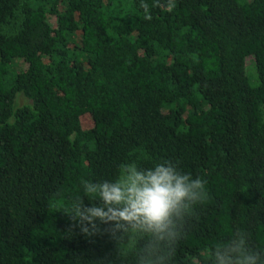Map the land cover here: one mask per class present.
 <instances>
[{"label":"trees","instance_id":"obj_1","mask_svg":"<svg viewBox=\"0 0 264 264\" xmlns=\"http://www.w3.org/2000/svg\"><path fill=\"white\" fill-rule=\"evenodd\" d=\"M165 161L206 192L167 264L238 230L264 253V0H0V264H137L68 213L99 204L82 181Z\"/></svg>","mask_w":264,"mask_h":264},{"label":"clouds","instance_id":"obj_2","mask_svg":"<svg viewBox=\"0 0 264 264\" xmlns=\"http://www.w3.org/2000/svg\"><path fill=\"white\" fill-rule=\"evenodd\" d=\"M173 6L170 2L169 10ZM141 7L147 11V5ZM81 183L86 194L99 196L92 200L99 204L86 206L78 198L68 213L72 227L94 236L99 225H107L105 231L117 241V247H127L137 257V264H167L185 215L206 196L204 182L179 171L171 161L151 168L124 163L113 181ZM211 255L213 264H264V253L248 246L242 230L216 245Z\"/></svg>","mask_w":264,"mask_h":264},{"label":"rangeland","instance_id":"obj_3","mask_svg":"<svg viewBox=\"0 0 264 264\" xmlns=\"http://www.w3.org/2000/svg\"><path fill=\"white\" fill-rule=\"evenodd\" d=\"M53 22V20H52ZM18 66H22V63H17ZM245 67L247 74L249 75V80L252 84L256 82V72L254 67V59L253 57H248L245 62ZM30 99H28L22 92H17L14 97V106H22L24 104H30ZM80 124L82 129L89 128L93 125V120L90 114L86 113L80 118ZM99 225V222H97ZM107 225H99L100 231L94 236H87L88 239L93 242L107 244V243H117L115 239L112 238L111 234L105 231ZM119 236V233H117ZM123 249H128L124 245H120Z\"/></svg>","mask_w":264,"mask_h":264}]
</instances>
